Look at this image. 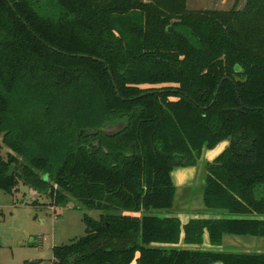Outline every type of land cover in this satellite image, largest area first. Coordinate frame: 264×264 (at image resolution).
Masks as SVG:
<instances>
[{
    "label": "trees",
    "instance_id": "obj_1",
    "mask_svg": "<svg viewBox=\"0 0 264 264\" xmlns=\"http://www.w3.org/2000/svg\"><path fill=\"white\" fill-rule=\"evenodd\" d=\"M224 141L202 196L232 217L181 228L153 213L173 206L172 170ZM0 143V191L22 183L101 212L50 264H264L153 246L181 230L193 245L205 231L212 246L264 237V0L206 12L185 0H0Z\"/></svg>",
    "mask_w": 264,
    "mask_h": 264
},
{
    "label": "rangeland",
    "instance_id": "obj_2",
    "mask_svg": "<svg viewBox=\"0 0 264 264\" xmlns=\"http://www.w3.org/2000/svg\"><path fill=\"white\" fill-rule=\"evenodd\" d=\"M245 2L246 0H185V6L189 11H229L233 8L242 9ZM105 130L113 131L107 128ZM7 152L8 149L1 146L0 154L5 156ZM200 169L196 170L194 181L176 186L170 210L153 213L178 217L181 228L191 219L232 217L225 211L213 210L204 205L202 193L206 171ZM42 177L47 179V176ZM100 214L96 209L83 208L75 200H70L63 206H55L48 192L38 194L22 183H19L13 194L0 191V264H50L53 248L69 245L83 237L85 216L98 221ZM182 237L183 230L177 244L153 246L165 249L264 253V238L224 236L221 245L212 246L206 232L202 243L198 245L185 244ZM228 239H240L242 243L246 241L249 244L248 247L243 244V247L230 248L225 244ZM254 243H257L256 247Z\"/></svg>",
    "mask_w": 264,
    "mask_h": 264
},
{
    "label": "flooded vegetation",
    "instance_id": "obj_3",
    "mask_svg": "<svg viewBox=\"0 0 264 264\" xmlns=\"http://www.w3.org/2000/svg\"><path fill=\"white\" fill-rule=\"evenodd\" d=\"M147 87H152V86H144V87H142V88H147ZM157 87V86H156ZM118 127L119 126H112V127H108L107 129H113V131L112 132H114V131H116L117 129H118ZM108 134L109 133H112L111 131H106ZM226 149V148H225ZM209 151H211V150H208V149H205V148H203L202 149V151H201V155H200V157H199V159L197 160V162H196V164L195 165H193V166H187V167H176V168H174L173 170H172V172H171V178H172V182H173V185H174V187H175V185H177V184H179V181H178V179H179V177H178V173H179V171L180 170H189V171H194L193 173H194V176L192 177L193 178V180H194V177H195V173L197 172L196 170H198V169H200V170H202L203 171V169H205V167H206V164L207 163H211L210 161H209V159H208V152ZM224 152V151H223ZM222 152V153H223ZM220 156V155H219ZM190 181V180H189ZM187 183V182H186ZM175 189H176V187H175ZM203 194V193H202ZM202 200H203V196H202ZM175 218H177V217H175ZM228 218V217H227ZM178 219V218H177ZM196 219H218V218H196ZM179 220V219H178ZM191 220H193V219H191ZM180 221V220H179ZM190 221V220H189ZM188 221V222H189ZM187 222V223H188ZM186 223V224H187ZM206 232V231H205ZM204 232V233H205ZM203 233V234H204ZM207 233V232H206ZM224 236H230V235H224ZM223 236V237H224ZM207 237H208V234H207ZM236 237H253V236H236ZM203 238V237H202ZM253 238H255V239H259V238H264V237H253ZM203 240V239H202ZM208 241H209V238H208ZM223 242V238H222V241H221V243ZM221 245V244H220ZM254 247H256L257 246V243H254ZM242 245H238V246H235V247H241ZM228 247V246H227ZM243 247V246H242ZM231 248V247H230ZM250 251H252V250H250ZM226 252H235V253H245V254H257V255H264V253H262V252H257V251H255V252H237V251H226ZM218 263H220V262H218ZM222 264V263H221Z\"/></svg>",
    "mask_w": 264,
    "mask_h": 264
},
{
    "label": "crops",
    "instance_id": "obj_4",
    "mask_svg": "<svg viewBox=\"0 0 264 264\" xmlns=\"http://www.w3.org/2000/svg\"><path fill=\"white\" fill-rule=\"evenodd\" d=\"M228 145V144H227ZM194 172V171H193ZM192 171H189V170H180L179 171V173H178V177H179V179H178V181H179V184H177V185H175V187L176 186H180V185H184V184H186V182L188 183V182H191V181H194L193 180V176H194V173H193ZM190 180V181H189ZM176 189H177V187H176ZM176 191V190H175ZM181 199V198H180ZM183 199V198H182ZM178 218V217H177ZM191 219V218H190ZM187 223V222H186ZM185 223V224H186ZM226 246H228V247H235V246H238V244H239V246L240 245H242L243 246V244H245L246 245V247H248V242H246V241H243V243H242V241L240 240V239H228L227 241H226ZM215 264H221V263H215Z\"/></svg>",
    "mask_w": 264,
    "mask_h": 264
},
{
    "label": "water",
    "instance_id": "obj_5",
    "mask_svg": "<svg viewBox=\"0 0 264 264\" xmlns=\"http://www.w3.org/2000/svg\"><path fill=\"white\" fill-rule=\"evenodd\" d=\"M228 142L224 141L219 143L214 149H212L211 151L208 152V159L209 161L212 163L220 154H222V152L225 150V148L227 147ZM217 148H219V151L217 153H215V155L212 158H209V153L210 152H216ZM212 154V153H211ZM185 225V224H184ZM183 225V226H184ZM182 226V228H183ZM184 235V234H183ZM183 240V237H182ZM29 264H36V263H29Z\"/></svg>",
    "mask_w": 264,
    "mask_h": 264
},
{
    "label": "bare ground",
    "instance_id": "obj_6",
    "mask_svg": "<svg viewBox=\"0 0 264 264\" xmlns=\"http://www.w3.org/2000/svg\"><path fill=\"white\" fill-rule=\"evenodd\" d=\"M218 151H219V148H217L216 152H210L209 153V158H212L215 155V153H217Z\"/></svg>",
    "mask_w": 264,
    "mask_h": 264
}]
</instances>
